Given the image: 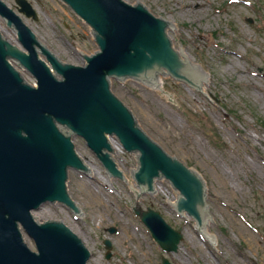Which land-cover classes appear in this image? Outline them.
<instances>
[{
    "label": "rangeland",
    "instance_id": "obj_1",
    "mask_svg": "<svg viewBox=\"0 0 264 264\" xmlns=\"http://www.w3.org/2000/svg\"><path fill=\"white\" fill-rule=\"evenodd\" d=\"M4 1L18 12L16 0ZM28 1L39 20L20 15L39 33V41L62 60L85 65L82 55L99 49L93 29L62 0ZM125 2L143 3L154 16L171 19L172 44L205 69L208 79L196 83L200 91L164 73L151 80L113 81L112 90L134 107L139 126L162 141L168 155L203 177L210 210L203 229L211 240L192 218L176 212L180 193L164 178L152 195L141 194L134 179L139 155L126 152L115 137L110 140L119 150L113 156L124 181L111 177L85 140L74 137L76 150L91 167L89 175L68 173L76 202L82 204L80 214L46 204L35 215L39 222L70 223L89 247L88 264H162V256L172 264H264V0ZM0 31L18 45L16 31L2 18ZM136 207L159 211L184 234L178 252L161 249ZM105 240L112 242L110 259Z\"/></svg>",
    "mask_w": 264,
    "mask_h": 264
},
{
    "label": "water",
    "instance_id": "obj_2",
    "mask_svg": "<svg viewBox=\"0 0 264 264\" xmlns=\"http://www.w3.org/2000/svg\"><path fill=\"white\" fill-rule=\"evenodd\" d=\"M64 1L93 28L100 47L96 55L85 56L86 67H76L82 65L64 61L57 50L52 51L67 64L62 63L38 41L39 33H33L34 27L28 25L31 30L26 19L25 24L0 0V16L17 31L19 42L27 50L26 53L12 45L15 43L7 39L6 33L2 34L12 44L0 32V264H87L91 258L84 238L79 236L82 241L76 235L77 230H72L74 233L70 230V223L57 220L40 224L35 213L36 220L31 214L43 204L55 202L80 212L82 204L76 202L67 181L68 169L81 172L89 169L77 155L83 158V153L75 151L73 134L87 141L113 177L124 180L122 167L120 171L111 156L109 136H116L128 152L140 154V168L134 177L143 194L154 193L156 180L165 178L180 192L176 204L179 213L193 217L200 230L209 218L207 184L201 174L197 173L202 178L193 171L194 167L190 169L185 161L168 155L170 149L138 126L134 107L112 90L128 109L110 87L111 78L151 80L164 73L200 89L196 84L200 79L193 67L185 55L181 54L184 59L174 50L179 47L171 43V33H166L171 19L155 17L143 3ZM17 3L20 12L38 19L27 0ZM39 54L48 59L62 80ZM10 58L36 77L38 88L24 82L9 63ZM13 64L28 83L36 84L27 70L16 62ZM58 124L66 127L70 135L61 131ZM136 214L165 251L178 250L183 235L169 226L160 212L138 208ZM20 225L34 240L39 253L32 251L36 250L35 244L24 233L32 250L25 243ZM115 231L112 229L111 233ZM105 245L112 249L110 241L106 240ZM110 257L108 253L107 258ZM163 262L171 264L166 258Z\"/></svg>",
    "mask_w": 264,
    "mask_h": 264
},
{
    "label": "bare ground",
    "instance_id": "obj_3",
    "mask_svg": "<svg viewBox=\"0 0 264 264\" xmlns=\"http://www.w3.org/2000/svg\"><path fill=\"white\" fill-rule=\"evenodd\" d=\"M198 5V10H203L204 9V7L202 6V3L201 2H198L197 3ZM183 8L185 9V10H187V9H191V5L190 4H185L184 6H183ZM182 55H185L184 53H182ZM185 57H186V59L188 60V61H191V59L190 58H188L186 55H185ZM192 62V61H191ZM192 67H193V71L195 72V74L197 75V77L201 80V81H206L208 78H207V75L205 74V69L199 64V65H197V64H195L194 62L192 63V65H191ZM161 79H159L158 81H157V84H159V85H161ZM113 144V146H115L116 147V150H119L118 149V147L116 146V144L115 143H112ZM93 168V167H92ZM207 230H205V232H204V234H206V236L211 240V234L209 233V232H206Z\"/></svg>",
    "mask_w": 264,
    "mask_h": 264
}]
</instances>
